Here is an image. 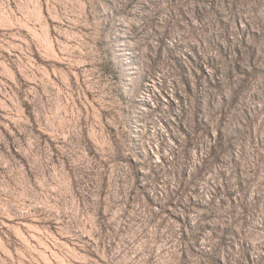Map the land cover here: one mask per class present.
<instances>
[{
    "label": "rangeland",
    "instance_id": "374dc122",
    "mask_svg": "<svg viewBox=\"0 0 264 264\" xmlns=\"http://www.w3.org/2000/svg\"><path fill=\"white\" fill-rule=\"evenodd\" d=\"M0 264H264V0H0Z\"/></svg>",
    "mask_w": 264,
    "mask_h": 264
}]
</instances>
